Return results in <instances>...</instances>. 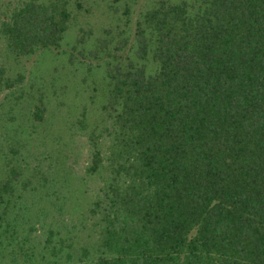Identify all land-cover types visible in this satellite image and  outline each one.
Instances as JSON below:
<instances>
[{"label":"trees","instance_id":"obj_1","mask_svg":"<svg viewBox=\"0 0 264 264\" xmlns=\"http://www.w3.org/2000/svg\"><path fill=\"white\" fill-rule=\"evenodd\" d=\"M94 4L0 0V264H264V0H156L100 81L30 76Z\"/></svg>","mask_w":264,"mask_h":264},{"label":"rangeland","instance_id":"obj_2","mask_svg":"<svg viewBox=\"0 0 264 264\" xmlns=\"http://www.w3.org/2000/svg\"><path fill=\"white\" fill-rule=\"evenodd\" d=\"M156 0H136L130 6L120 5L114 7L107 0H95L94 9L91 11L92 18L88 19L91 26H85L86 30L91 29L92 36L87 37V43L77 46L78 32L76 28H71L65 35L61 47L58 51L47 52L42 56H37L27 64V72L32 77L43 75H52L65 79L81 80L88 75L90 79L100 81L103 76V64L88 57L87 52L95 47L97 38L115 36L125 38L131 35L136 22L141 14L149 8ZM172 3H181L186 1L192 3L193 0H169ZM128 13L125 12L126 9ZM110 32V33H107ZM124 32V34H123ZM77 46V47H75ZM131 46V45H130ZM76 49H73V48ZM129 49V47H128ZM84 52L87 57L79 55V52ZM70 60H72L70 62ZM69 88L71 82H68Z\"/></svg>","mask_w":264,"mask_h":264}]
</instances>
